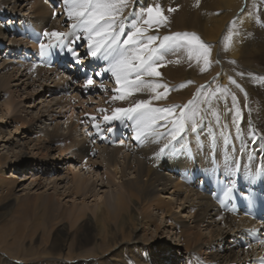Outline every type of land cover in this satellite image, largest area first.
<instances>
[{
	"label": "bare ground",
	"instance_id": "obj_1",
	"mask_svg": "<svg viewBox=\"0 0 264 264\" xmlns=\"http://www.w3.org/2000/svg\"><path fill=\"white\" fill-rule=\"evenodd\" d=\"M58 1L51 8V0H0V264H17L11 257L19 264H260L264 238L247 231L255 221L223 211V201L200 187L218 174L242 173L245 182L264 167V77L240 67L264 65V38L247 34L264 28V0H245L242 8L244 0H130L129 27L134 12L159 4L168 22L150 34L194 32L211 47L213 62L201 71L202 60L170 51L161 76L149 78L168 85L167 98L154 100L145 90L124 101L112 99L118 85L104 71L107 61L89 56L109 77L87 97L70 71L35 63L45 31L74 39V21ZM221 86L228 94L213 99L196 132L189 127L176 140L162 127L164 135L140 143L131 121L103 119L140 100L185 105ZM107 127L129 137L102 145L92 135ZM201 172L205 177L196 178Z\"/></svg>",
	"mask_w": 264,
	"mask_h": 264
},
{
	"label": "snow or ice",
	"instance_id": "obj_2",
	"mask_svg": "<svg viewBox=\"0 0 264 264\" xmlns=\"http://www.w3.org/2000/svg\"><path fill=\"white\" fill-rule=\"evenodd\" d=\"M67 19L73 20L70 25L71 35L74 39H69L70 33L45 31L44 37L48 42L41 40L39 45V55L44 58L49 56L53 48L66 51L75 63L80 60V55L75 49V45L80 41H86L88 53L91 57L107 61L108 66L104 69L110 72L115 78L118 88L114 91L117 95L113 100L124 101L134 93L150 90L154 93L152 99L162 100L167 98L168 85L157 83L154 79L161 76L158 70L165 55L170 51L186 50L188 58H195L197 62L203 61L205 71L212 64L211 47L206 44L196 33L177 32L165 35L162 38L150 34V30L157 26L165 25L168 22V16L164 15L159 4L141 9L139 14L133 13L135 22L128 26L127 17L124 16V10L129 6L130 0H62ZM175 9H169V12ZM54 15H58L54 13ZM229 42L231 36H229ZM100 75V73H97ZM243 75V73H240ZM232 84L236 81L229 77ZM188 84L193 83L187 81ZM94 86L92 77L85 81V90ZM184 85H181L183 87ZM101 87H103L101 85ZM204 86H201L203 89ZM239 87V85H237ZM163 89L164 91H158ZM229 90L221 86L215 91L202 93L185 105H169L164 107L153 106L151 100H140L127 108H115L112 115H105V121L125 119L132 122L131 128L135 133V140L143 143L150 137H161L164 133L158 131L165 128L171 135L172 140L185 132L189 127L196 132L198 127L205 121L206 114L211 110L213 99H219L220 96H226ZM219 93V95H218ZM233 106H236L235 94H232ZM207 105L202 109L201 105ZM101 111H104L103 109ZM219 122V115L213 113ZM175 117V119H170ZM240 111L237 108L233 122L237 124L239 132ZM92 119H96L92 117ZM172 127L169 129L168 125ZM98 130L100 125H94ZM112 129H108L111 131ZM254 142V141H253ZM121 143H123L121 141ZM165 144L157 155H162L168 149ZM264 174V167L260 169ZM232 191L229 188L225 195L228 196ZM255 231V230H251ZM264 244V240L261 241ZM260 264H264V258H261Z\"/></svg>",
	"mask_w": 264,
	"mask_h": 264
},
{
	"label": "rangeland",
	"instance_id": "obj_3",
	"mask_svg": "<svg viewBox=\"0 0 264 264\" xmlns=\"http://www.w3.org/2000/svg\"><path fill=\"white\" fill-rule=\"evenodd\" d=\"M244 2H246L245 0L243 1V3ZM245 5H246V3H244L242 6H241V8L242 7H245ZM260 18V17H259ZM262 19V18H261ZM263 20V19H262ZM261 20V21H262ZM263 25H264V23H263ZM264 27V26H263ZM264 28L263 29H255V30H250L247 34H249V35H252L253 36V38H259V39H261V37H263L264 38ZM260 32V34H259V32ZM257 32V33H256ZM246 34V35H247ZM256 34H258V36H256ZM6 44V43H5ZM10 50V49H9ZM8 50V51H9ZM0 51L1 52H4V50H1L0 49ZM14 62H15V60H14ZM260 64V62H254L253 63V65L250 67V66H245V65H240V67L244 70V71H246V72H252V73H255V74H261V75H256L257 77L258 76H260V77H264V65L262 64L261 66H258ZM260 71V72H259ZM259 72V73H258ZM85 97H87L86 95H84ZM2 150V149H1ZM0 152H2V151H0ZM31 181H32V178H28L27 180H24V182L27 184V183H31ZM1 254V253H0ZM2 256V255H1ZM10 261H14V262H16L17 264H19V263H21L22 261L20 260V259H15V258H10ZM18 261H20V262H18ZM26 263V262H25Z\"/></svg>",
	"mask_w": 264,
	"mask_h": 264
}]
</instances>
